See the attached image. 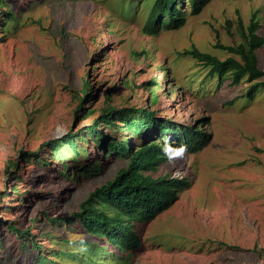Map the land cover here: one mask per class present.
Here are the masks:
<instances>
[{
  "label": "rangeland",
  "instance_id": "obj_1",
  "mask_svg": "<svg viewBox=\"0 0 264 264\" xmlns=\"http://www.w3.org/2000/svg\"><path fill=\"white\" fill-rule=\"evenodd\" d=\"M1 1L0 264H37L38 255L49 264H264V75L249 98L248 82L208 76L182 53L194 46L226 58L214 44L242 42L238 18L245 27L253 13L264 39V0H210L196 15L179 2L184 25L154 34L144 28L153 0ZM256 56L264 71V44ZM125 107L156 110L179 127L207 118L211 140L150 173L190 185L137 226L141 246L119 254L74 213L127 163L107 143L158 140L151 129L126 132L114 116L88 135L102 111ZM69 133L75 151L60 141Z\"/></svg>",
  "mask_w": 264,
  "mask_h": 264
},
{
  "label": "trees",
  "instance_id": "obj_2",
  "mask_svg": "<svg viewBox=\"0 0 264 264\" xmlns=\"http://www.w3.org/2000/svg\"><path fill=\"white\" fill-rule=\"evenodd\" d=\"M209 1L153 0L144 23L145 31L154 34L158 29H178L185 23V11L178 6L179 2L188 3L190 14L196 15ZM2 3L4 2L0 0V5ZM6 14L10 15V19L12 18L11 11ZM238 24L243 36L242 42L237 45L214 44L215 48L224 49L230 53L226 58L219 59L194 46L184 49L182 53L191 56L200 65L208 68V76L221 80L225 75H229L233 85L245 80L249 83L247 96L251 98L255 90L263 85V82L257 80L264 75V71L258 67L256 50L264 44V39L257 32L259 21L255 13L251 15L245 27L240 18H238ZM87 89L88 83L84 81L81 103L89 95ZM232 102L228 103L232 104ZM113 116L121 120L122 128L126 132L141 136L143 132L151 129L157 133L158 140L143 142L133 149L116 141L107 143V147L114 154L118 156L124 154L127 163L118 169L113 178L93 188L80 202L79 210L74 213V216L82 230L89 236L102 239L106 245L114 247L119 254H129L141 246L137 226L152 221L159 211L167 209L177 200L179 191L187 189L190 185L183 177L150 175L169 159V156L165 154V148H168L165 144L175 149L186 146L187 153H195L210 142L211 132L204 127L203 122H206L207 118H202L196 126L179 127L169 118L159 117L156 110L147 109V107H125L108 108L102 111L85 126L88 135H99L101 124H113ZM75 135L76 133H69L60 141L75 151ZM8 228L20 236L30 233L29 229L19 230L11 224ZM43 260L45 264L50 262L40 255L37 256L36 262L42 264Z\"/></svg>",
  "mask_w": 264,
  "mask_h": 264
},
{
  "label": "clouds",
  "instance_id": "obj_3",
  "mask_svg": "<svg viewBox=\"0 0 264 264\" xmlns=\"http://www.w3.org/2000/svg\"><path fill=\"white\" fill-rule=\"evenodd\" d=\"M186 146H181L178 149L165 148V154L169 156V161L171 162L175 158H183L184 153L186 152Z\"/></svg>",
  "mask_w": 264,
  "mask_h": 264
}]
</instances>
